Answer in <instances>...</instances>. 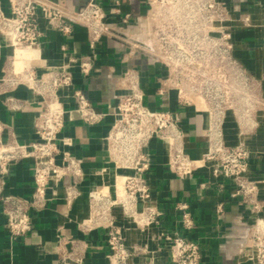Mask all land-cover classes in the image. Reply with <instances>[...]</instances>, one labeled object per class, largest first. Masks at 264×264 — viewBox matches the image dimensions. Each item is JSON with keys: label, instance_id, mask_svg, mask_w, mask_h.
I'll list each match as a JSON object with an SVG mask.
<instances>
[{"label": "built area", "instance_id": "2783aa9c", "mask_svg": "<svg viewBox=\"0 0 264 264\" xmlns=\"http://www.w3.org/2000/svg\"><path fill=\"white\" fill-rule=\"evenodd\" d=\"M0 0V102L9 113H19L31 102L42 104L34 123L35 137L22 141L12 126L0 118V214L11 239L26 237L33 229L34 214L60 198L69 208L83 196L86 179L83 159L70 149L73 137L63 134L69 112L89 126L111 117L103 136L107 163L96 171L103 176L114 169V181H103L89 190V214L79 221L82 231H106L109 264H133L148 252L146 245L128 246L120 219L146 232L161 227L165 212L153 196L149 172L154 166L152 143L165 146L167 167L180 179L191 178L208 164L215 178L228 180L230 197L240 200L252 214L250 254L256 264H264V176L254 173L250 138L264 120V84L246 64L240 52L251 47L242 38L257 31L264 55V0H146L148 17L154 25L153 44L148 49L164 70L157 77L158 107L146 100L137 70L128 68L122 76L126 91L110 110L96 106L86 92L75 86L74 73L90 76L103 43L120 16L131 25L134 16L123 13L120 0H87L72 10L54 0ZM75 25L86 28L88 51L76 53L61 46L63 60L49 64L43 58L42 39L46 29L64 36ZM139 46V45H136ZM8 50L5 53V50ZM24 88L31 99L16 95ZM74 107L68 109L64 99ZM177 107H171V98ZM193 108L206 120L201 135L205 145L196 157L190 149L182 125L185 110ZM233 119L237 141L229 142L226 126ZM33 164L30 196L4 192L12 167L22 161ZM184 232L161 228L156 235L170 250L173 264H201L198 241L186 233L195 228L188 202L175 207ZM225 212L224 201L216 205L218 217ZM65 255L59 264H87L80 241L60 238ZM69 246V247H68Z\"/></svg>", "mask_w": 264, "mask_h": 264}, {"label": "crops", "instance_id": "0c3cea01", "mask_svg": "<svg viewBox=\"0 0 264 264\" xmlns=\"http://www.w3.org/2000/svg\"><path fill=\"white\" fill-rule=\"evenodd\" d=\"M72 10H78L87 0H54ZM123 13L130 12L134 22L123 25L120 16L111 20L116 24L113 33L105 39L95 63V70L90 76H83L79 71L74 73V83L83 89L92 102L102 110H110L118 96L126 91L122 85V76L128 68L138 71L146 100L151 106L158 107L161 98L157 94V77L164 73L160 63L148 49L154 40V25L148 17L146 0H120ZM109 9L110 0H105ZM8 8L7 0H3ZM242 38L251 44L240 55L259 75H264V55L260 49L259 33L248 31ZM1 42V38H0ZM43 58L49 64L63 60L61 46L66 44L70 51L86 53L88 51V34L85 27L75 25L72 34L64 36L54 29H46L42 39ZM139 45V46H136ZM8 50H5L7 53ZM16 95L22 99L33 98L24 88L17 90ZM68 109L74 107L70 97L64 99ZM170 106L176 108L177 100L171 98ZM42 107L39 102H31L19 113H9L0 102V118L12 126L14 134L22 141L35 137V118ZM182 125L187 132L190 149L199 157L206 149L202 142L203 127L206 120L193 108L185 110ZM112 118H107L98 125L89 126L69 112L63 134L74 139L72 152L83 159L86 179L81 184L83 196L72 207L66 206L62 198L34 214L33 229L24 238L11 239L2 214H0V264H59L65 255V246L60 238L80 241L82 253L87 264H109L106 244V231L102 228L84 232L79 221L89 214V190L103 181H114V169L109 173H96L105 166L108 154L105 150L103 136L109 129ZM229 142L237 141L238 127L233 119L226 126ZM253 150L251 167L255 174L264 176V122L257 133L250 138ZM154 166L148 176L153 187V196L157 205L165 212L161 227H153L143 232L134 224L120 219L124 228L125 241L128 246L146 245L148 252L137 256L133 264H173L167 244L156 238L159 230L167 228L184 232L180 214L175 207L179 202H188L195 220V228L186 235L200 244L201 264H256L250 254V224L252 214L237 199L230 197L231 184L228 180L215 178L210 166L200 167L191 178L180 179L167 167L165 146L159 140L152 143ZM33 164L26 160L15 164L8 177L4 192L30 196L33 190ZM264 197V193H262ZM224 201L225 212L222 217L216 213V205ZM69 247V246H68Z\"/></svg>", "mask_w": 264, "mask_h": 264}, {"label": "rangeland", "instance_id": "374dc122", "mask_svg": "<svg viewBox=\"0 0 264 264\" xmlns=\"http://www.w3.org/2000/svg\"><path fill=\"white\" fill-rule=\"evenodd\" d=\"M264 90V84H257V91H263ZM260 118L262 119V121H264L263 120V116H260ZM257 133V131H254L253 132V134H256Z\"/></svg>", "mask_w": 264, "mask_h": 264}]
</instances>
